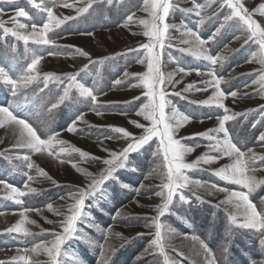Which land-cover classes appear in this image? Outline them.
Returning a JSON list of instances; mask_svg holds the SVG:
<instances>
[{"label":"rangeland","instance_id":"374dc122","mask_svg":"<svg viewBox=\"0 0 264 264\" xmlns=\"http://www.w3.org/2000/svg\"><path fill=\"white\" fill-rule=\"evenodd\" d=\"M45 2L51 6L52 0ZM55 2L54 14L58 18L74 17L49 33L55 46H39L31 41L25 45L11 34L3 35L0 30V65L9 68L15 64L14 72L10 73L13 78L31 62L33 54L43 57L38 66L40 77L17 97L11 95L9 86L0 82V106L21 104L19 116L27 117L42 138H46V133H58V139L65 142L49 150L53 155L35 153L16 146V135L11 126L0 127V180L21 191H27L26 185L37 190L22 197L24 203L20 204L9 198L7 190L0 184V261L4 264H24L12 261L18 249L50 242L53 233L63 232L61 223L69 214L67 206L74 203L70 194L78 195V190L85 189L92 178L99 179L108 167L103 161L111 159L110 153L119 154L132 142L115 129L123 128L138 137L143 134V129L136 124L149 126V121L138 115L147 103L146 90L139 78L147 70L146 62L140 63L147 55L140 46L148 43V38L142 34L143 25L138 23L139 19L147 18L142 11V0H114L112 5L95 3L79 16L75 9L84 6L82 0ZM196 2L209 3V0ZM242 2L249 10H255L253 19L264 27V16L259 12L264 0ZM65 3L72 7H63ZM173 3L180 10H172L166 23L176 27L169 28L165 47L154 49V52H160V69L165 78L173 74L170 81L161 85L169 102L166 115H171L175 109L190 118L174 136L193 149L185 154V163H193L204 154L218 155L208 147L214 141L198 134L216 129L218 117L226 114L224 108L228 109L229 115L243 114L226 122L233 143L243 151L252 149L257 155H264V144L259 141L260 135L264 134V113L259 111L264 105V86L259 83L264 64L259 62L258 45L251 41L245 43L242 21L238 18L225 20L231 10L223 0H213L201 10L203 24L198 23L200 17L194 12L182 11L193 6L192 0H173ZM20 7L32 18H18V22L29 25L28 31H31L33 20L46 22V13L32 8L27 0H16L15 3L0 0V21L15 17V11ZM132 14L133 21L129 22L127 16ZM5 26L13 27V24L6 23ZM37 26L42 27V23ZM187 29L198 32L207 42L205 47L211 55L224 59L210 65L189 52L179 51L188 47L180 43ZM180 68L185 72H180ZM210 68L223 78L220 88L226 94L222 101L224 108L215 102L202 103L215 92V87L207 83L211 80L207 75ZM45 73H54L62 82L49 81L45 87ZM67 74H76L79 83L92 87L96 102L79 97L77 91L71 89L69 97L49 111L68 87L69 82L64 79ZM188 85L193 87L188 89ZM205 88L207 90H203ZM232 91L237 93L236 97L229 95ZM73 122L75 131L70 132L67 129ZM210 135L223 139V133ZM158 144L159 138L154 137L143 148L129 153L125 166L117 168L94 195L85 199L81 214L74 222V230L61 246L60 264H164V257L152 243L155 227L151 218L157 215L155 209L163 202L157 193L164 191L166 195V190L161 187L166 182L163 178L166 168L162 153L156 154ZM61 148L66 151L61 152ZM24 156L29 160H24ZM28 163L34 166L29 169ZM230 163L225 156L212 163L201 161L194 168L184 170L193 183L177 192L170 210L160 217L170 264H264V244L261 243L264 234L240 227L242 217L237 216L233 223L231 214L235 209L222 203L232 191L248 192L215 175L217 169ZM257 168L256 177L264 179V162L258 160ZM39 169L47 175H40ZM28 175L33 177L32 181L27 180ZM196 181L202 186L198 187ZM221 188L227 191H219ZM181 194L184 201L179 200ZM249 199L260 210L264 206V184L258 185L249 194ZM48 204L52 205V210L48 209ZM24 208L32 209L26 215L35 224H25V227L36 235L24 238L18 233L8 234L5 230L19 222ZM33 259L39 264H50L43 253L33 255Z\"/></svg>","mask_w":264,"mask_h":264},{"label":"snow or ice","instance_id":"6c2138e0","mask_svg":"<svg viewBox=\"0 0 264 264\" xmlns=\"http://www.w3.org/2000/svg\"><path fill=\"white\" fill-rule=\"evenodd\" d=\"M7 2L15 3L16 0H7ZM82 2L84 6L75 9L77 16L88 12L89 8L95 3L112 5L114 0H82ZM211 2H213V0H209V3H198L196 0H192L193 6L191 8L182 9V11L185 13L194 12L197 17H200L198 23L203 24L204 17L201 14V10L208 7ZM27 3L39 12H45L47 17L46 22L33 20L31 23V31H28L29 25L18 22V18H32L29 17V12L26 11L25 8L20 7L15 11V17L10 18L9 21L6 22L0 21V30H2V34H11V36L15 37L17 40L23 41L25 45L31 41L33 44L39 46H55V41L49 36V33L53 32L54 27H59L65 20H71L74 19V17H64L63 20L58 18L54 14V8L57 6L55 0H52L51 6H49L45 0H27ZM223 4L231 10L230 15L225 16V20L238 18L243 22L245 26L243 31L246 34L245 43L251 41L258 45L260 50L259 62L264 64V27H262L256 19H253L255 10L246 8L242 0H223ZM62 6L72 7L71 4L67 3ZM174 9L180 10L179 6L173 3V0H142V11L147 14V18L139 19L138 23L143 25L144 31L142 34L148 38V43L140 46L145 49L147 53L145 60L140 61V63L146 62L147 70L141 73L139 78L143 88L146 90L144 95L147 98V103L143 105L138 115L143 116L146 121H149V126L145 127L143 124H136V127L143 129V134L138 137H133L123 128L115 129L116 132L122 133L124 137L129 138L132 142L128 143L119 154L115 152L110 153L111 159L103 161L108 167L101 172L99 179L92 178L91 183L85 189L78 190V195L70 194V199L74 200V203L67 206V212L69 214L65 216L64 221L61 223L63 232L53 233L52 235L54 238L50 242H41L35 244L31 248L25 246L23 249H18L17 254L12 257V261L24 262V264H39L38 261L33 259V255L43 253L49 258L50 264H60L59 257L61 256V246L74 230V222L81 214L85 199L94 195L104 180L113 176L117 168L125 166L129 153L136 152L143 148V146L149 144L154 137L159 138L156 154L159 155L162 153L164 167L166 168L163 177L166 182H163L161 185L162 189L166 190V195L164 191L157 193V195L162 197L163 202L155 209L157 215L151 218L155 227V239L152 243L159 254L164 257V264H170V261L165 252L166 235L162 234L163 226L160 223V217L170 210V205L173 204V197L176 196L177 192L188 187L189 183H193L184 174V170L194 168L201 161L204 163H212L214 160L225 156L230 159L231 163L217 169L215 175L226 182L247 189L248 192L232 191L222 203L231 205L232 208L235 209V212L231 214L233 223H236L237 216L242 217L240 227L255 229L264 234V206H261L260 210H258L257 205L249 199V194H251L258 185L264 184V179H258L255 175V172L258 170L257 161L264 162V155H257L252 149L243 151L233 143L229 131L225 126L226 122L234 119L236 115L243 114H227L228 109L224 108L222 103L226 94L220 88L223 78L216 75L214 68H210L207 73V75L211 77V80L207 83L215 87V92L208 100L202 103L210 104L215 102L218 107L224 108L226 114L222 117H218V127L216 129L208 130V132L198 135L208 136L210 140L214 141V143H210L208 147L217 152L218 155L209 157L207 154H204L198 157L193 163H185V154L193 151V149L186 147L179 139L174 138L176 130L184 123L188 122L190 118L187 115L177 113L175 109L172 110L171 115H166L165 108L169 102L166 100V91L161 85L170 81L173 74H169L167 79L165 78L160 69V52H154V49H163L165 47L164 41L169 32V28L176 27L175 25L166 23V19ZM0 11H2V9H0ZM259 12L260 15L264 16V4L259 6ZM133 16L134 14L128 15L127 20L129 22L133 21ZM6 23L13 24V27H6ZM40 23H42V27L37 26ZM183 36L185 38L182 39L180 43L188 45V47L180 48L179 51L189 52L197 58L208 61L210 65H216L224 59L222 56H213L209 53V50L205 47L207 42L199 36L197 31L187 29L183 33ZM49 54L51 55L52 53L50 52ZM81 54L87 56V53L81 52ZM42 59V56L33 54L31 62L27 63L26 67L21 70L19 76L15 78L10 74L14 72L15 64L9 68L0 65V82L9 86L11 95L17 97L24 88L40 77L41 74L38 71V66ZM84 67L87 68V65ZM81 71H83V69ZM179 71L185 72V69L180 68ZM197 74L200 73L198 72ZM64 79L69 82L68 87H65L63 95H59L57 101L52 103L49 111L59 107V105L69 97L71 89H75L79 97L89 99L93 103L96 102V95L94 94L93 88L79 83L76 74H67ZM49 81L62 82L61 78L54 73H45L43 75L45 87H47ZM116 83L119 84L120 81L117 80ZM259 83L264 86V74L260 75ZM192 87L193 85H188V89ZM203 90L207 89L205 88ZM177 95H179V93H177ZM229 95L236 97L237 93L232 91ZM21 108L22 105L19 103H9L6 106H0V127L9 125L14 129L17 147L27 148L35 153L47 152L48 155H53V152L49 150L54 149L56 144L63 145L65 142L58 139V133H46V138H42V136L38 134V130L28 122L27 117L21 118L19 116ZM259 111L264 113V105L259 107ZM80 119H82V117H80ZM173 121H175V123H173ZM132 123L135 124L136 122L132 121ZM67 130L70 132L75 131L74 122ZM210 133H223V139L210 135ZM259 141L264 144V134L260 135ZM74 150L80 151L79 149ZM60 151L63 152L66 151V149L61 148ZM81 154L87 155V153ZM23 159L27 161L29 157L24 156ZM27 166L31 169L34 165L28 163ZM77 170L81 171L80 169ZM38 172L40 175H47L42 169H39ZM85 175L91 176L90 173H85ZM27 180L32 181L33 177L28 175ZM194 183L198 187L202 186L199 181ZM0 184H3V188L7 190L8 197L20 204L24 203L21 199L22 197L37 191L35 188H29L27 185L25 186L27 191H21L4 180H0ZM219 191L227 190L221 188ZM179 200L184 201L185 197L181 194ZM47 207L49 210H52L51 204H48ZM31 210L30 208H24V210L20 212L21 219L19 222L7 228L5 231L8 234H21L24 238L35 236L36 234L32 233L28 227H25V224H35V221L30 220L26 215V213ZM49 222L51 223V221ZM261 243L264 244V241H261ZM0 264H4V262L0 261Z\"/></svg>","mask_w":264,"mask_h":264}]
</instances>
